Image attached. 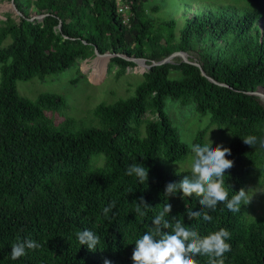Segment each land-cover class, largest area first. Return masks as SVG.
Wrapping results in <instances>:
<instances>
[{
  "label": "trees",
  "instance_id": "trees-1",
  "mask_svg": "<svg viewBox=\"0 0 264 264\" xmlns=\"http://www.w3.org/2000/svg\"><path fill=\"white\" fill-rule=\"evenodd\" d=\"M148 1L128 0V25L113 0H14L21 16L16 21L7 13L0 20V264H133L135 241L166 203L172 206L166 219L180 220L201 237L229 231L225 264H264V216L232 212L224 203L215 211L201 209L196 196L165 195L168 183L191 175L168 165L192 153L164 112L167 98L193 103L197 113L209 114L210 123L226 130L231 138L226 158L234 161L225 173L229 198L253 177L263 185L264 147H250L243 139H264V101L248 94L264 88V0L240 5L228 0L198 11L179 0L178 31L176 19L154 16L161 8L146 7ZM33 13L46 16L31 20ZM95 49L112 54L108 72L116 67L118 78L135 67L126 58L149 65L184 52L222 85L177 58L147 69L133 95L98 104L92 125L79 127L71 119L55 124L48 116L67 107L64 97L44 93L30 100L18 93L17 81L59 74L93 58ZM203 137L198 132L192 144H203ZM133 164L149 169L146 183L126 175ZM141 197L151 207L146 216L135 211ZM113 201L105 217L103 209ZM188 210L207 212L212 220H189ZM84 229L100 237L95 250L80 245L76 234ZM18 239L42 246L13 260L11 245ZM197 259L208 264L206 256Z\"/></svg>",
  "mask_w": 264,
  "mask_h": 264
},
{
  "label": "clouds",
  "instance_id": "clouds-1",
  "mask_svg": "<svg viewBox=\"0 0 264 264\" xmlns=\"http://www.w3.org/2000/svg\"><path fill=\"white\" fill-rule=\"evenodd\" d=\"M243 142L250 147L257 143L264 147V139L252 135L245 137ZM190 151L191 175H186L179 183H168L165 186L166 196H173L177 192L182 193V198L196 196L202 205L201 209L212 211L219 203H224L229 211L240 212L242 205L251 202V190L246 191L244 188L229 198L225 173L234 167V161L226 158L231 155L229 148L223 145L213 147L208 136L204 144H191ZM148 174L149 169L141 164H133L126 171V175H134L141 184L146 183ZM113 208L114 201L103 209V215L107 217ZM149 209L151 207L143 197L135 203V211L140 216H146ZM171 211L172 206L166 203L153 218L152 228L135 241L131 256L133 264H200L198 256L208 257V264H225V253L231 251V245L226 242L230 239L228 230L220 228L201 237L195 229L185 226L180 220L173 218V224L166 219ZM201 216L204 221L212 220L207 212L187 211L189 220ZM76 235L80 245H86L89 250H95L100 243V237L93 231L84 229ZM41 246L32 239H18L11 245V258L17 260L27 255L28 250H37ZM105 264H110V261L106 260Z\"/></svg>",
  "mask_w": 264,
  "mask_h": 264
},
{
  "label": "rangeland",
  "instance_id": "rangeland-1",
  "mask_svg": "<svg viewBox=\"0 0 264 264\" xmlns=\"http://www.w3.org/2000/svg\"><path fill=\"white\" fill-rule=\"evenodd\" d=\"M192 9L200 10L211 8L219 3H228V0H187ZM240 5L241 0H229ZM240 1V3H239ZM248 0H242L246 4ZM249 2V1H248ZM243 3V4H244ZM159 6L161 9L157 14L161 18L176 19V31L182 25L179 20V11L174 6L179 5V0H149L146 7ZM250 5V4H247ZM150 8V7H149ZM148 8V9H149ZM177 12V14H176ZM10 13L11 17L18 20L17 15L11 9L8 0H0V20H5L6 14ZM37 16L36 13L31 14ZM179 22V23H178ZM178 33V32H177ZM178 36L176 35V38ZM7 39L3 46L8 44ZM111 57L93 58L76 61L67 70L56 74L48 75L42 79L34 78L29 81H17L16 88L18 93L27 99L35 100L40 94L53 93L65 98L67 107L59 113L49 117L54 118L55 124H59L64 119H71L79 126H90L92 112L100 104H112L119 98H125L134 94V89L142 81V74L147 70L144 66L146 62L137 61L135 67L127 70L119 78L115 76L116 67L108 72V65ZM175 59L172 61L175 63ZM129 61V60H128ZM174 72L169 73V77L174 76ZM164 112L169 117L172 125L177 129L181 142L190 147L195 135L204 131L203 144L208 141V136L212 141V146H226L229 142L228 133L220 129L217 125L210 123V115H200L196 112L193 103L183 105L179 101L167 98L165 100ZM74 128V124H73ZM75 130V128H74ZM140 136H144V126L139 128ZM210 133V134H209ZM192 154L179 162L168 165L174 171H191ZM246 191L251 190L249 195L252 197L251 212L246 205L241 206V211L249 213L251 216L258 218L264 216V181L259 185V180L253 177L251 182L245 186Z\"/></svg>",
  "mask_w": 264,
  "mask_h": 264
},
{
  "label": "water",
  "instance_id": "water-1",
  "mask_svg": "<svg viewBox=\"0 0 264 264\" xmlns=\"http://www.w3.org/2000/svg\"><path fill=\"white\" fill-rule=\"evenodd\" d=\"M9 3H10V6H11V9L13 10V12L15 13V15H17L18 17L21 16V13L17 10L15 4H14V0H9ZM46 15H37V16H33L31 18V20H34V19H37V20H42L43 17H45ZM58 28H60V25H58ZM94 56L95 58H103V57H112V54L110 53H104V54H100L96 49L94 50ZM173 58H180V60L184 63H188V64H192L196 67H198L200 69V72H201V75L206 77L210 82L214 83V84H217V85H222V84H218L217 82H215L213 79L209 78L206 76V74L204 73V71L201 69V66L199 63H197L196 61H190L188 59V55L184 52H174L172 53L171 55H169L168 57L162 59L161 61L159 62H153V61H150L149 65L145 64V65H142L144 66L146 69H150L151 67L153 66H160V65H165V64H173V61L172 59ZM127 60L129 61H132V62H137V61H143L145 62L146 60L143 59V58H126ZM249 95H255L257 97H259L260 99H262L264 101V88L262 87H259L257 89V91L255 92H250L248 93Z\"/></svg>",
  "mask_w": 264,
  "mask_h": 264
},
{
  "label": "built area",
  "instance_id": "built-area-1",
  "mask_svg": "<svg viewBox=\"0 0 264 264\" xmlns=\"http://www.w3.org/2000/svg\"><path fill=\"white\" fill-rule=\"evenodd\" d=\"M116 7V13L119 15L123 25H128L132 17V11L128 0H113Z\"/></svg>",
  "mask_w": 264,
  "mask_h": 264
},
{
  "label": "bare ground",
  "instance_id": "bare-ground-1",
  "mask_svg": "<svg viewBox=\"0 0 264 264\" xmlns=\"http://www.w3.org/2000/svg\"><path fill=\"white\" fill-rule=\"evenodd\" d=\"M101 59V58H100Z\"/></svg>",
  "mask_w": 264,
  "mask_h": 264
}]
</instances>
